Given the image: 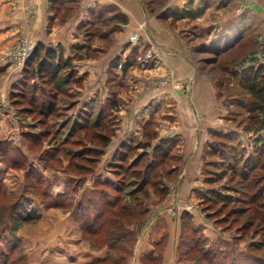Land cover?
Listing matches in <instances>:
<instances>
[{
  "label": "trees",
  "instance_id": "trees-1",
  "mask_svg": "<svg viewBox=\"0 0 264 264\" xmlns=\"http://www.w3.org/2000/svg\"><path fill=\"white\" fill-rule=\"evenodd\" d=\"M113 6L96 7L95 10H91L89 19L80 22L79 29L84 32L85 41L72 44L71 55L66 56L60 44L50 45L37 41L19 77L12 82L8 93L11 103L17 108L20 116L31 115L34 118L28 128L22 131L23 137L37 144L46 136L53 143L50 144L49 149L39 152L38 160L44 162V170L50 167L51 161L58 152H61L68 157L70 168L87 172L102 157L104 148L112 139L114 124H108L107 119L111 120L113 117L109 118L110 108L116 101L118 83L110 80L108 84L112 92L108 98L107 108L89 102L77 113L70 111L76 104L75 94L70 87L78 84L81 79L77 76L73 61L95 54L91 42L95 37L109 36V32L103 30V27L110 23L109 21L126 20L122 13L113 10ZM108 12H111V17L106 15ZM111 39L109 36L108 42ZM253 40L258 43L256 36ZM244 45L241 43L238 48L242 54L247 52ZM218 58L216 55L213 60ZM237 60L238 57H235L229 62L235 63ZM115 61V64L112 62V66H117L118 58ZM125 65L126 63L121 65L122 69ZM223 68L225 69L226 66L224 65ZM109 71L113 72V67ZM231 74V78L237 81L238 86L245 89L244 94L249 95L246 103H242L240 98H236L235 103L233 102L235 105H246L247 121L242 124L243 120H238L236 127L241 126L242 131L248 133L251 139L248 141L249 149L242 145L240 137L236 138L229 131L210 130V140L206 144L207 155L210 157L204 161L202 169L205 186L196 188L195 193L201 199L199 201L202 207L208 211L214 210L213 207L217 204L221 205L218 213L223 212L228 204L234 206L241 204L237 208L238 213L246 215L242 228L254 226L256 233L260 232L264 235V64H251L241 69H231ZM110 76L114 78L115 73H110ZM81 130L84 132L80 134ZM81 137L97 144L100 148L82 145ZM11 150L8 141L0 142L2 159H7L6 154ZM27 158V177L31 181L26 183V191L15 196L10 208L6 206L15 217L23 216V209L36 201L32 194L38 188L39 180L45 177L43 171L36 167L31 158ZM180 160L181 155L175 150L173 143L169 144L165 137L157 138V130L153 125L148 124L141 131L140 137L124 145L118 154L108 159V171L111 176L98 181L101 185L110 186L114 193L100 192L102 196L100 202H93L90 197L84 202L86 198L84 195L71 197L69 206H72L74 213L83 218V229L89 235L98 236L100 242L108 245L107 253L94 260L93 264L125 262L134 244L136 235L134 226L149 209L146 199L151 193L157 192L160 197L169 194L168 177L171 176L170 178L173 179L176 177ZM215 167H220L222 174L228 172L229 184L212 186L217 180L216 176L221 173L220 170H215ZM70 180L74 181V178L71 176ZM75 182L73 190L77 188ZM222 190H229L235 194L228 195ZM3 191L5 190H0V193ZM65 192L66 190L61 194L65 195ZM2 205L0 204V208ZM232 209L235 210L236 207L232 206ZM237 218L239 217H235ZM180 223L181 240L187 233L196 232L190 236L186 244L197 249L198 239L194 235L199 232L200 227L195 223L192 212L184 209L180 215ZM202 250L203 255L206 252L210 253V257L207 258L209 264H230L227 255L221 256L218 252L205 249L204 246ZM0 257L6 262V253Z\"/></svg>",
  "mask_w": 264,
  "mask_h": 264
},
{
  "label": "crops",
  "instance_id": "crops-1",
  "mask_svg": "<svg viewBox=\"0 0 264 264\" xmlns=\"http://www.w3.org/2000/svg\"><path fill=\"white\" fill-rule=\"evenodd\" d=\"M185 1L188 0H170L169 5L180 8ZM192 1L198 13L193 8L191 17L170 27V16L160 20L148 17L142 0H0V95L8 94L12 82L19 77L11 71L3 54L11 44L21 38L60 44L64 54L71 55L70 46L85 41L80 22L89 19L96 7L116 5L126 20L113 19L103 27L111 41L108 42L109 36L95 37L91 42L95 54L73 61L81 79L70 87L76 100L70 111L77 113L89 102L107 108L112 92L108 84L116 81V101L109 118L113 117L107 119L108 124H114V134L104 157L107 155L108 160L118 154L151 124L157 130V138L165 137L169 144L173 143L183 159L174 185L179 192H184L181 186L188 189V197L197 202L195 189L205 186L202 159L204 146L210 140L209 131H227V124L220 118L216 121L217 113L224 107L216 98L209 76L198 70L195 49L209 51L232 46L246 34V28L253 26L257 31L259 21L260 32L264 33V0H250L252 4L243 14L224 11L227 0H208V7L203 0ZM211 11L216 14L209 15ZM132 35H137V39L131 40ZM199 36L201 47L196 46ZM149 51L153 57L148 59ZM116 58L117 66H112ZM111 67L113 72L109 71ZM110 73H115V77ZM3 117L0 126L5 124ZM29 123L18 115L11 130L22 134ZM168 183L171 189V182ZM192 214L196 224L205 225L202 217L197 220L195 211ZM167 219L159 215L154 218L147 232L152 243L163 237ZM178 225L179 220L177 228Z\"/></svg>",
  "mask_w": 264,
  "mask_h": 264
},
{
  "label": "rangeland",
  "instance_id": "rangeland-1",
  "mask_svg": "<svg viewBox=\"0 0 264 264\" xmlns=\"http://www.w3.org/2000/svg\"><path fill=\"white\" fill-rule=\"evenodd\" d=\"M142 2L148 17L160 20L170 16V27L177 24L176 22L180 19L184 20L191 17L193 8L195 14L198 13L192 0L183 2L184 7L181 6L180 8L169 5L170 0H142ZM202 2L207 7L211 4L208 0ZM251 4L250 0H227L223 10L230 9L233 13L243 14L250 8ZM188 8L189 11H187ZM113 10H118V7L114 5ZM214 13L211 11L209 15L213 16ZM258 26L260 27H257V31L253 29V26L246 28V34L225 49L220 47H215L209 51L202 48L195 49V57L199 62L198 70L209 76L215 89L216 98L224 107L217 113L216 121L220 118L222 123L227 124L229 133L235 135L236 138L241 137L240 141L247 150L249 149L248 141L251 139L247 132L242 131L241 126L236 127L238 120H243L242 124L247 121L246 105H235L234 101L237 100L236 98H240L242 103H246L249 95H245V89L239 87L237 81L231 78V69H241L251 64H264V33L260 32V21ZM253 36H256L258 43L254 42ZM199 42H202L200 36L196 46L201 47ZM241 43H244V47L247 48L245 54H242L238 49ZM11 46L12 44L5 50L4 56ZM216 52L219 53L215 54ZM216 55L219 57L218 60H213ZM235 57H238V60L234 61L235 63H230L229 61ZM224 65L226 66L225 69L223 68ZM2 101L15 111L5 112V117H3L6 120L5 124L0 126V142L8 141L10 148H12L6 154L7 159L4 160L0 157V190L4 189L3 193H6H0V204H3L0 208V256L5 253L7 256L6 262L1 257L0 262L2 264H93L94 260L107 253L108 245L100 242L97 239L98 236L89 235L83 229V218L73 212L69 202L74 195L86 196L84 202L89 197L93 202H100L102 201L100 192L114 193L110 186L101 185L98 181L111 176L108 171L107 155L104 157L103 154L93 164L92 169L90 167L87 172H79L69 167V159L65 154L58 152L51 161L50 167L44 170V162L38 160V156L39 152L46 148L49 149L53 144L50 138L45 136L35 144L32 140L17 133L16 130H11L15 118L17 119L19 114L17 108L11 103L9 94H1L0 103ZM20 117L30 123L34 121L31 115ZM83 132L81 130L80 134ZM81 139L82 145H93L100 148L90 140L82 137ZM203 151L202 164L204 165V161L210 156L207 155V146H204ZM27 157H30L36 167L43 171L45 177L39 180L38 188L32 194L36 201L31 202L27 208L23 209V216L15 217L12 216L8 208H10L15 196L26 191V183L31 181L27 177ZM182 160L181 157L179 164L182 163ZM215 170L221 171V168L215 167ZM176 171L174 179L170 178L171 176L168 177L169 182H171L169 193L172 189L174 190L172 194L160 197L156 192L151 193L146 199L149 209L134 226L136 235L131 254L122 264H209L207 258L210 257V253L206 252L203 255V246L205 249L218 252L221 256L227 255L230 264H264V235L260 232L256 233L254 226L242 228L246 215L243 216L238 213L237 208L241 204H236L237 206L228 204L221 213H218L220 204L215 205L214 210H206L202 207L199 201L201 199L198 196H196L199 199L197 202L188 197V189L186 190L181 186L184 192L178 191L179 188L175 186L178 180V168ZM71 176L74 181L70 180ZM216 178L217 180L212 183V186L218 187L221 184H229L230 175L228 172L222 174L221 171ZM74 182L77 185L76 190H73ZM65 190V195L64 193L61 194ZM222 191L228 195L235 194L229 190ZM4 198L6 199L4 200ZM187 206H191L188 211H195L198 214V216L196 215L197 220H202L200 217L205 220V225L197 224L200 227L199 232L197 231V234L194 235L198 239L197 249L186 244L190 236L196 232L187 233L181 240L180 215L184 209L187 210ZM232 206L236 209L231 210ZM157 215L163 219L165 217L168 219L163 237H160L158 242L152 243V237L148 236L147 232ZM235 217L239 218L235 219ZM177 220H179L178 228Z\"/></svg>",
  "mask_w": 264,
  "mask_h": 264
},
{
  "label": "built area",
  "instance_id": "built-area-1",
  "mask_svg": "<svg viewBox=\"0 0 264 264\" xmlns=\"http://www.w3.org/2000/svg\"><path fill=\"white\" fill-rule=\"evenodd\" d=\"M137 35H132L131 40H136ZM35 43L33 40H27L25 38H21L18 42H15L12 44V46L7 51L5 58L7 62L9 63V67L12 72H16L17 75H20L21 69L23 68V65L25 61L28 59V57L32 54ZM146 57L152 58L153 54L151 51H149L146 54ZM9 93V91H8ZM14 112L15 110L10 107L6 102L2 101L0 103V118L8 112ZM187 210L191 209V206L186 207ZM171 210V209H170Z\"/></svg>",
  "mask_w": 264,
  "mask_h": 264
}]
</instances>
